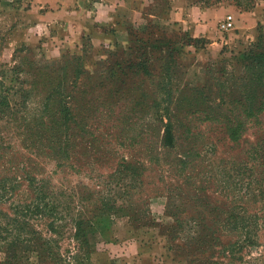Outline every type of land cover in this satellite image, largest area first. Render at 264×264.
Wrapping results in <instances>:
<instances>
[{
    "label": "rangeland",
    "instance_id": "374dc122",
    "mask_svg": "<svg viewBox=\"0 0 264 264\" xmlns=\"http://www.w3.org/2000/svg\"><path fill=\"white\" fill-rule=\"evenodd\" d=\"M63 2L48 6L73 7ZM136 7L135 22L117 13L73 45L26 35L22 11L0 26V100L19 109L0 120L13 151L12 167H0L10 182L1 183L0 245L12 251L0 249V264H264V196L254 199L252 184L264 179V154L251 156L264 147V0ZM229 14L236 30L221 33ZM34 73L41 94L29 91ZM51 103H66L80 128L47 127L59 117ZM35 117L46 127L23 125ZM236 205L258 216L254 246L229 230L231 214L244 215ZM79 223L102 235L99 245L75 238ZM20 237L46 240L44 257Z\"/></svg>",
    "mask_w": 264,
    "mask_h": 264
},
{
    "label": "crops",
    "instance_id": "0c3cea01",
    "mask_svg": "<svg viewBox=\"0 0 264 264\" xmlns=\"http://www.w3.org/2000/svg\"><path fill=\"white\" fill-rule=\"evenodd\" d=\"M52 1L57 2V0H25V4L22 6V4H18L15 0H0V26L6 28L14 18L19 17V13L22 11L21 18L23 20L20 25L23 27V31H26V35L30 31L38 32L39 30L40 33H44L43 35L48 34L52 40H59V37L65 36L64 41L67 44L73 45L76 44L77 38L81 39L82 35L86 34V32L95 38L96 29L94 26L96 22L100 20L110 22L109 20L114 19L117 13H121L124 21L130 20L128 22H135L138 18L137 16L142 13L141 7L137 9L136 4L143 7L144 2H148L149 0H143L136 4L133 0H116V2L110 4L106 0H103L101 3H94V6L85 3L83 0H68L71 1V6L73 7L67 9L64 5L61 6L57 3H55V7L50 8L48 3L50 4ZM68 1L64 0L63 4H66ZM175 13L174 9L170 18ZM207 14L204 13L202 17H206ZM262 18L259 17L258 20L251 19L250 23L252 25L254 23L258 24ZM67 31L69 32L67 33ZM193 32L196 34L198 29L193 28ZM206 34L204 32V35ZM100 240L102 238L94 237V245H99Z\"/></svg>",
    "mask_w": 264,
    "mask_h": 264
},
{
    "label": "trees",
    "instance_id": "16d2710c",
    "mask_svg": "<svg viewBox=\"0 0 264 264\" xmlns=\"http://www.w3.org/2000/svg\"><path fill=\"white\" fill-rule=\"evenodd\" d=\"M256 62H257V65H260V67L263 70V74H264V53H260L256 57ZM7 73L9 74V72H6V73H3V75L6 74L5 76L7 77ZM40 75H41L40 73H34L31 75L32 78H34L33 82L31 83V87L29 89V91L31 93L35 92V93L41 94V91H40L41 87H40V83L38 81L39 78L37 79V77L38 76L40 77ZM263 78H264V76H263ZM21 84L24 85V84H27V82L24 81V82H21ZM18 92L21 93V92H24V90L19 89L17 91V93ZM53 97H55V94L53 95ZM54 107H55V110H53ZM18 110L19 109H13V107H11L10 105H7L6 102H4V100L3 101L0 100V120L3 117V114L4 115L6 113L16 114V113H18ZM46 110L52 111V113H55V115L59 116L58 118L56 117L57 119L64 121L63 124H59L57 119H55L53 122H49L47 127H51L54 130L61 128L62 131L66 132V133L72 132L75 129L80 128L77 125V123L75 122L74 118L70 117L71 116L70 108L68 107V105L66 103L65 104L57 103V105H55L54 103H51L50 105H46ZM37 116H39V115H37ZM43 124H44V121H43V119L41 120V117H39V118L35 117L33 120H25L23 125L26 127H32L33 126V128L35 130H39L40 127L43 126ZM45 127H46V125H45ZM63 127H65V128H63ZM236 132H237V129H233V135H235ZM237 138H239V137H237ZM26 140H27V138H26ZM165 140L168 141L170 144L173 142V135L171 133L169 126H167V128H166ZM5 143H6V141H5L4 137L0 136V167L3 165H8L10 167L13 164V161L11 160V155H9L8 153H5V150H7V152L12 151V146H9V147L4 146ZM6 147H8V148H6ZM260 149H264V147L258 148V146H256L254 148L255 152L252 153V155H251L254 157V160L257 161V163L263 161L262 156L264 154V150H260ZM10 153H13V151ZM8 169L9 168H7L4 171L6 172V171H8ZM11 171H12V169H11ZM8 180L9 179H6V177L0 176V193H1V190H4V187L1 185V183L5 182V183L9 184L10 182ZM252 184H255L258 187V189L256 190V193H254L253 198L255 199V198H259L261 196H264V179H262L261 181L255 180L252 182ZM250 186H251V183L247 184V187L243 186L242 188H244L246 192H251ZM244 196H249V194L245 193ZM0 200H1V198H0ZM252 201H253V199H252ZM247 205H248V207H250L254 204H253V202H249ZM247 205L246 206L236 205L235 207L238 209H240V207H241V210L244 211V215H240V214H242V212H240V214L232 213L231 217H230V219L232 221L230 222V224H227V225L229 227V230H231V231L241 230L242 232H244L245 239L243 240V242L245 243V245L254 246V245H256V242L254 240V233L251 230H252L253 226L257 225L256 219L258 218V216L249 214L248 213L249 209H248ZM29 209H30V207H27V211H29ZM19 212L22 214L21 216L27 215L22 210H19ZM27 223L25 221H23L22 226L27 227L26 226ZM91 229H92V226L90 224L81 225L79 223L77 225L78 232H77L75 238L78 239L79 235L85 234V239H87L89 242H91L94 245L93 238L94 237L102 238V235L97 233V232L91 231ZM47 243L48 242L46 240H42L41 238H38V237L33 238V239H24V238L20 237V238L15 240V244L25 245L27 250L37 252L39 259L41 257H44L43 253L45 252V249L43 246L46 245ZM232 246L233 247H239L238 245H232ZM10 247H11V245H9V243H7L6 241L2 245H0V249L7 248V250H8L7 252H9V250H10V252H12ZM241 249H243V246L239 247V250H241ZM232 252H235L234 248H232ZM8 259H9V257H8Z\"/></svg>",
    "mask_w": 264,
    "mask_h": 264
},
{
    "label": "built area",
    "instance_id": "2783aa9c",
    "mask_svg": "<svg viewBox=\"0 0 264 264\" xmlns=\"http://www.w3.org/2000/svg\"><path fill=\"white\" fill-rule=\"evenodd\" d=\"M221 33H230L236 30V19L233 15H226L218 24Z\"/></svg>",
    "mask_w": 264,
    "mask_h": 264
}]
</instances>
